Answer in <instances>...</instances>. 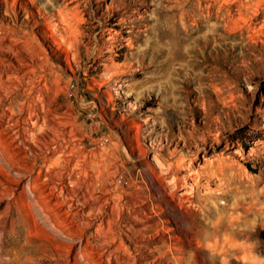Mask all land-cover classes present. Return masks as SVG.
I'll use <instances>...</instances> for the list:
<instances>
[{"label": "rangeland", "instance_id": "rangeland-1", "mask_svg": "<svg viewBox=\"0 0 264 264\" xmlns=\"http://www.w3.org/2000/svg\"><path fill=\"white\" fill-rule=\"evenodd\" d=\"M2 46L0 264H264V0H0Z\"/></svg>", "mask_w": 264, "mask_h": 264}, {"label": "bare ground", "instance_id": "bare-ground-1", "mask_svg": "<svg viewBox=\"0 0 264 264\" xmlns=\"http://www.w3.org/2000/svg\"><path fill=\"white\" fill-rule=\"evenodd\" d=\"M4 1V0H3ZM6 2V1H5ZM4 4V3H3ZM254 12V11H253ZM255 18V17H254ZM0 51L3 53V52H8L9 54H12V55H16V50H14V49H11V48H9L8 46H2L1 47V49H0ZM11 51V52H10ZM13 56V57H14ZM12 57V58H13ZM16 57V56H15ZM18 57V56H17ZM8 59H10V58H8L7 56H4V55H2V54H0V87H1V89H3L4 88V85H3V81H4V78H5V76H6V78H8L9 79V77H11L12 76V74H14L13 72H11V71H2L1 70V68L2 67H5L9 62H8ZM17 60V59H16ZM25 61V60H24ZM13 62V61H12ZM12 62H10V63H12ZM21 62H22V60H21ZM20 64V63H19ZM21 64H23V63H21ZM11 65V64H10ZM9 66V65H8ZM24 66V65H23ZM27 66V65H26ZM28 66H29V64H28ZM30 66H32V65H30ZM34 67V66H33ZM32 67V68H33ZM20 68V67H19ZM7 70V69H6ZM11 70H13V69H11ZM22 70V69H21ZM32 70V69H31ZM13 71H15V70H13ZM17 71H18V69H17ZM20 71V70H19ZM21 72V71H20ZM28 72V71H27ZM6 80V79H5ZM11 80V79H10ZM2 93V92H1ZM0 93V94H1ZM3 95V94H2ZM3 97V96H2ZM1 98V97H0ZM7 98V97H6ZM131 102V101H130ZM1 104V103H0ZM13 104V103H12ZM24 104V103H23ZM30 104V103H29ZM28 104V105H29ZM27 105V106H28ZM137 105H135V107H136ZM21 107V106H20ZM133 107V106H132ZM134 107V108H135ZM3 108V107H2ZM19 108V107H18ZM29 108H30V106H29ZM21 109H22V107H21ZM20 109V110H21ZM28 109V108H27ZM27 109H25V112H26V110ZM15 111V110H14ZM33 112V111H32ZM14 113V112H13ZM4 114H5V112H4ZM25 114V113H24ZM6 115V114H5ZM8 115V114H7ZM11 115V114H10ZM29 115V114H28ZM9 116V115H8ZM17 116V115H16ZM30 116V115H29ZM5 117V116H4ZM15 117V116H14ZM18 118V117H17ZM26 120V119H25ZM38 120V119H37ZM3 121V120H2ZM15 121V120H14ZM4 122V121H3ZM27 122H28V120H27ZM30 122V121H29ZM2 123V122H1ZM38 123V122H37ZM11 124V123H10ZM16 124V123H15ZM15 124H13L14 126H15ZM21 124H23V123H21ZM18 125V124H17ZM20 125V124H19ZM2 126V125H1ZM5 126V125H4ZM8 126V125H7ZM28 126V125H27ZM30 126V125H29ZM12 128V127H11ZM28 128V127H27ZM31 128V127H30ZM30 128H29V130H30ZM2 129V128H1ZM6 129V128H5ZM9 129V128H8ZM13 129V128H12ZM15 129H17V128H15ZM32 130L34 129V128H31ZM23 130V129H22ZM1 131L2 130H0V133H1ZM14 131V130H13ZM27 131V130H26ZM34 131V130H33ZM4 132V131H3ZM11 132V131H10ZM18 132V131H17ZM30 132V131H29ZM28 132V133H29ZM24 133V132H23ZM9 134V133H8ZM11 134V133H10ZM17 135H18V133H17ZM24 135V134H23ZM37 135V134H36ZM25 136V135H24ZM32 136V135H31ZM16 137V136H15ZM37 137V136H36ZM5 138H7L6 137V134H5ZM25 138H26V136H25ZM25 138H24V140H25ZM3 139V138H2ZM14 139H16V138H14ZM13 139V140H14ZM27 139H30L29 138V136H28V138ZM1 140V139H0ZM11 140V139H10ZM9 141V140H8ZM15 141V140H14ZM31 141V140H30ZM29 141V142H30ZM1 142H2V140H1ZM13 142V141H12ZM8 143V142H7ZM27 143V142H26ZM2 144H4V143H2ZM6 144V143H5ZM9 144H10V142H9ZM8 144V145H9ZM35 144V143H34ZM49 145V144H48ZM3 146H5V145H3ZM10 146V145H9ZM35 146V145H34ZM0 148H1V146H0ZM6 149L8 148L7 146L5 147ZM5 148H3L2 150H4ZM41 148V147H40ZM5 149V150H6ZM2 150L0 151V153L2 152ZM4 150V151H5ZM8 150H9V148H8ZM28 150V149H27ZM33 151V150H32ZM7 151H5V153H6ZM28 152V151H27ZM8 154V153H7ZM6 154V155H7ZM3 157V156H2ZM183 157H184V155H183ZM27 161V160H26ZM182 161V160H181ZM180 162V161H179ZM182 163H183V161H182ZM14 166H16V165H14ZM32 166V165H31ZM181 167V166H180ZM188 167H190V166H188ZM0 168H2V166L0 165ZM1 170V169H0ZM173 171V170H172ZM177 171V170H176ZM193 189V188H192ZM93 193V192H92ZM228 204V203H227ZM226 206V205H225ZM223 215H224V213H223ZM153 216H154V213H153ZM152 217V216H151ZM232 219V218H231ZM117 223V222H116ZM231 223V222H230ZM220 224V223H219ZM222 224V223H221ZM232 224V223H231ZM236 224V223H235ZM218 225V224H217ZM148 227V226H147ZM221 227V226H220ZM114 228V227H113ZM152 229H154L153 227H152ZM158 231V230H157ZM243 231V230H242ZM115 232V231H114ZM210 232V231H209ZM220 233H221V231H217V233L216 234H214V235H216V236H219L220 235ZM114 234V233H113ZM202 234V233H201ZM200 234V235H201ZM221 234H223V233H221ZM241 235V234H240ZM203 236V235H202ZM201 236V237H202ZM205 236V235H204ZM221 236V235H220ZM215 238V237H214ZM218 238V237H217ZM211 239V238H210ZM233 242V241H232ZM201 246V245H200ZM202 247V246H201ZM223 247V246H222ZM241 248V247H240ZM143 252V251H142ZM143 256V255H142ZM157 256V255H156ZM163 256V255H162ZM129 258V257H128ZM153 258V257H152ZM157 258V257H156ZM128 260V259H127ZM129 261V260H128ZM132 261V260H131ZM129 263V262H128ZM122 264V263H121Z\"/></svg>", "mask_w": 264, "mask_h": 264}, {"label": "built area", "instance_id": "built-area-1", "mask_svg": "<svg viewBox=\"0 0 264 264\" xmlns=\"http://www.w3.org/2000/svg\"><path fill=\"white\" fill-rule=\"evenodd\" d=\"M91 115V114H90Z\"/></svg>", "mask_w": 264, "mask_h": 264}]
</instances>
